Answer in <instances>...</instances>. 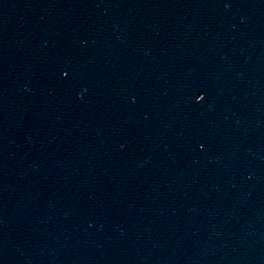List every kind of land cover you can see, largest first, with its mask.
<instances>
[{
	"label": "water",
	"instance_id": "water-1",
	"mask_svg": "<svg viewBox=\"0 0 264 264\" xmlns=\"http://www.w3.org/2000/svg\"><path fill=\"white\" fill-rule=\"evenodd\" d=\"M0 264H264V0H0Z\"/></svg>",
	"mask_w": 264,
	"mask_h": 264
}]
</instances>
